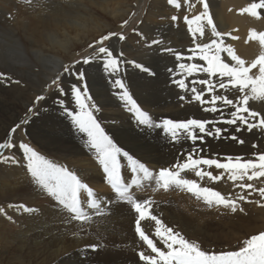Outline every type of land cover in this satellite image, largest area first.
Here are the masks:
<instances>
[{
    "label": "bare ground",
    "instance_id": "1",
    "mask_svg": "<svg viewBox=\"0 0 264 264\" xmlns=\"http://www.w3.org/2000/svg\"><path fill=\"white\" fill-rule=\"evenodd\" d=\"M133 1L138 4L140 0H26L25 3L0 0V9L7 13L5 19L0 16V73L3 74L0 78V142L8 140L11 133L13 143L12 148L4 149L0 154L10 157L0 159V208L4 210L0 213V264H144L137 258L136 251L150 253L135 234L137 214L130 204L117 200L87 132L81 131L74 122L75 114L80 111L72 94V84L81 89L76 80H83L81 84L88 86V110L104 134L120 149L117 160L122 179L127 183L133 178L141 180L139 185L132 184L129 192L138 201L150 200L152 215L163 225L175 232L181 229L182 234L209 248L222 237L231 241L230 235H237L244 228L237 218L230 217L223 224L227 232L223 231L225 235L219 238L212 232L215 227L210 232L212 219L221 220L216 218L217 211L210 210L214 208L212 205L210 208L203 199L180 187L172 186L167 190L157 187L155 175L160 169L182 161L189 153L193 159H215L222 153L241 157L252 154L255 139L260 135L258 130L248 131L246 126L238 125L240 131L237 132L235 125H231L229 130L236 133L238 139H244L243 144L224 138L222 132L219 136L199 134L204 141H193L184 135L173 141L162 127L154 125L161 124L164 119L184 121L195 116L206 121V115H209L204 111L206 105L199 107L192 102L175 100L176 95L171 89L162 86L163 79L148 82L138 76L130 77L133 89L130 95L138 99V107L153 122L142 125L138 123L136 113L129 111L131 105L120 103L111 96L106 84L108 80L103 79L100 72L104 62L102 55L91 53L88 56L93 58L88 64L81 61L70 67L66 65L75 59L78 50L128 18L134 9ZM179 2L180 8L167 1L159 8L156 3L161 0L154 2L156 19L143 18L131 35L123 40L115 38L119 43L117 57L121 71L128 70L130 75L131 70L136 69L127 62L140 63L146 69L156 66V51L176 46L177 41L184 39L185 33L179 32L183 24L180 20L189 0L187 4L183 0ZM248 4L244 0H208L210 9L215 7L220 30L233 29L232 33L238 38L230 37V42L237 45L239 55L251 62L260 54L261 47L258 41L248 40V33L250 29L264 31V10H259L260 18L241 14L239 9ZM148 7L152 8V4ZM196 11L197 8H193L190 14L196 15ZM172 16L178 19L173 21ZM185 39L187 42L188 38ZM209 39L205 33L204 38L197 36L196 42L208 43ZM191 44L195 46L193 40ZM65 68L69 71L62 75ZM84 68L86 71H82ZM257 71L255 69V73ZM80 72L84 73L83 79L76 75ZM58 75L62 76L61 85L43 95L44 89L49 88L48 84ZM214 121L207 124V128L213 132L215 128L223 130V126ZM13 128H16L15 132L11 131ZM24 139L46 160L72 172L92 190V197H87L84 190L80 195L81 205L90 220H73L72 214L37 183L27 170L25 154L19 147L21 143H27ZM125 152L147 167L153 177L145 179L143 173L133 172L134 165L122 155ZM202 167L208 171V166ZM181 176L196 180L202 187L207 185L205 178L196 177L194 171L182 172ZM256 198V194L252 196V199ZM92 199L100 201L98 209L88 206L87 201ZM255 209L261 213L260 208ZM153 226L154 222L143 224L149 233L154 230ZM248 231L250 228L247 227ZM91 245L96 248L90 249ZM157 245L164 247L159 241Z\"/></svg>",
    "mask_w": 264,
    "mask_h": 264
},
{
    "label": "snow or ice",
    "instance_id": "2",
    "mask_svg": "<svg viewBox=\"0 0 264 264\" xmlns=\"http://www.w3.org/2000/svg\"><path fill=\"white\" fill-rule=\"evenodd\" d=\"M167 3L177 8L181 7L179 0H167ZM183 3L187 4L188 0H183ZM200 3L203 6V10L191 18L185 15L183 20L195 45L191 49L192 55L188 59L192 60L198 57L199 60L205 62L206 66L197 63H179L176 66V71L187 75H192L196 72L207 74V79L193 81L194 84L199 83L200 85L206 86L205 89L198 90L196 87L190 89L194 93L192 99L200 102L201 105L209 103V101L203 99L204 92L211 93L215 87L221 90H235L238 93L234 99L220 94L212 95L210 103L213 106L211 108H204V111L216 112V102L220 101L234 108L230 112L232 118L226 121L227 124L235 125L239 122V124L246 126L248 131L257 128L264 130V115L252 109L249 103L250 101L264 102V31L257 32L254 29L249 30L248 40L258 41L261 52L251 62H246L235 53V50L230 45L224 44L223 36L231 34H222L217 30L209 12L207 0H200ZM259 10H264V0H252L244 8L239 9V12L260 18ZM171 19L176 21L178 18L177 16H172ZM124 23L126 24L127 21ZM194 24L195 27H193ZM206 28L210 29L214 39H211L209 43H197V36L200 38L205 37ZM116 36H119L121 40L125 39L122 33L110 32L100 37L94 44H90L89 47L93 48L94 45H103L105 41H109ZM232 38L236 39V37ZM248 40L245 42L247 43ZM153 43H156V41H153ZM163 51L172 52L173 50L163 49ZM221 53H226V56L222 57ZM96 54L102 55L106 70H119V58L114 55L113 50L108 46L97 47L94 55ZM175 57L177 61L182 59V55L179 52L175 53ZM92 58V56L84 57L83 63L88 64ZM136 66L141 67L140 65ZM254 69H258L255 74H253ZM65 71H69V69L65 68ZM76 75L78 79L84 78L83 72L77 73ZM2 76L3 74L0 73V78ZM213 77H219L221 79L214 84ZM173 83L181 89L188 88L184 78L174 80ZM115 85L124 89L120 95V99L131 105L129 111L136 113L138 123L152 125L153 122L149 115L138 107L136 101L129 95L122 81L116 80ZM72 94L80 109L74 116V122L81 131L87 132L89 143L96 149L98 153L97 159L107 174V183L114 191L117 200L130 204L132 210L137 214L134 219L135 234L143 245L150 250V253H146L145 251L138 253L140 261L144 262V264H264V231H260L258 234L251 235L249 238L243 240L242 246L238 250L210 252L203 249L198 242L190 241L181 233L175 232L172 228L163 225L160 219L152 215L150 200L138 201L129 192L132 184L139 185V181L133 178L131 183H127L122 179L119 161L117 160V154L120 153V149L104 134L103 129L97 123L91 111L88 110L89 106L86 103L88 99L87 89L85 88L82 91L76 85H73ZM37 99H43V97H37ZM91 107H95V105ZM209 123V121L195 118H189L184 121L164 119L161 124L154 126L162 127L164 132L173 141H178L181 135L195 141L197 139H203V136L199 135L201 133L207 135L215 134L217 136L221 134L222 129L220 128H215L214 132L210 131L207 128V124ZM11 131L15 132L16 128H13ZM236 131L239 132L240 128H237ZM10 136L11 133L9 134L8 140L0 143V149L13 147ZM231 139L241 144L244 143L243 140H239L236 136H232ZM19 147L25 154L27 170L36 179L37 183L42 185L50 195L54 196L72 214L71 218L79 221L90 220L91 217L81 205L80 195L81 190H84L87 193V197H92V190L86 184H83L75 174L46 160L28 144L21 143ZM255 147L256 145H253V148ZM122 155L127 157L132 162V165H134L132 167L133 172L138 171L143 173L145 179L153 177V173L147 167L138 161H134L128 153L125 152ZM0 159L7 160L9 157L0 156ZM202 166H214L215 169H222L224 171L219 175H213L212 172L205 171ZM187 171H194L196 177L201 179L207 177L212 181H219L226 174L227 179L232 181L235 187L248 191L249 195L253 191L257 192L264 199V187H256L253 183H243L245 179L247 181H253L264 177V151L252 153V158L227 156L223 162L218 159L202 157L193 159L192 154L189 153L182 161L177 162L170 168L160 169L155 175L157 187H163L165 190L172 186L180 187L193 193L198 199H203L209 206L215 203L216 205H223L225 208H230L231 211L236 212L239 208V201L251 202L248 201L246 195H237L236 198H233L231 195L226 197L220 191H216L211 187H202L196 180L182 177L181 173ZM87 202L90 208H99L97 200L92 199ZM256 203L260 204V201H256ZM21 207L23 208V206ZM240 210L243 211V209ZM3 212L4 210L0 208V213ZM96 214L100 213L97 212ZM145 222H154V230L151 233L143 227ZM157 241L163 244L164 247H159ZM90 247L95 248L96 246L91 245Z\"/></svg>",
    "mask_w": 264,
    "mask_h": 264
},
{
    "label": "rangeland",
    "instance_id": "3",
    "mask_svg": "<svg viewBox=\"0 0 264 264\" xmlns=\"http://www.w3.org/2000/svg\"><path fill=\"white\" fill-rule=\"evenodd\" d=\"M14 1H16L17 3H25L26 2V0H22V1L21 0H14ZM153 1L156 3L158 0H140L138 2V4H137V2L135 3V1H133L132 3L134 4V9L131 10L130 15L128 16V18L124 19L120 24H117L118 26L115 25V29L108 30V31L104 32L103 34L97 36L95 38V40H92V42H89L88 45H86L85 47L81 48V50H78L77 51V56L75 57V59L71 60V61H68L66 63L67 67H70V66H72L74 64H77V63H80L81 61H83L84 57H87L91 53H95L96 52V48L99 47V46H108L111 50H113L114 55L117 57V54L119 52V48H118L119 47V45H118L119 43H117L118 39H115V38L119 37V36L113 37L109 41H105L103 45H94L93 48H90L89 45L90 44H94V42L99 40L100 37H102L103 35H105L107 33H110V32L111 33H118V34L122 33L124 35V37H128L129 35L132 34L134 28L138 24H140L142 22L143 18H146L148 20L156 19L155 18V14L157 13V8L156 7H159V8L162 7L163 5H165V2L167 0H161V3H156V7H155ZM244 1L248 2V3L252 2V0H244ZM207 3H208V0H207ZM149 4L150 5L152 4V8L148 7ZM188 4H189V6L186 9H184V12L182 11L184 16L188 15L190 18L192 16H194V15L190 14L191 13L190 11L193 8H197V11H198V12L196 11L197 14L203 10V6L200 3V0H195V1L194 0H189ZM214 10H215V7H214ZM214 10L210 9V7H209V12H210V14H211V16L213 18L214 24L217 27V30L220 33H222V34H226V33H230L231 34V35H224L226 37L223 36L224 44L225 45H230L235 50V53L238 56H240L242 59L245 60L244 57L239 55L237 45L234 42H230V37L238 38V35L235 34V33L233 34L232 33L233 29H230V28H225L224 30H220L221 27L219 25V22L217 20V17H216V14H215ZM6 14L7 13H4L2 10L0 11V16L3 19H5ZM150 15H152V16H150ZM221 20L223 22H226L224 19H221ZM125 21H127L126 24L124 23ZM180 21H182L183 24L180 25L181 28H180L179 32H180L181 35L185 33V36H183L184 39H182L183 42L182 41H177L176 42V46H171L170 45L167 48H165V49H172L173 50L172 52H166V51H163V49H159L158 51H156L155 54L158 56V64H156V66H153L152 68L150 66H148L147 69H146L145 67H142L140 65V63L139 64L136 63L137 65H140L142 67V68L141 67L138 68L136 66V64H131L130 62H127V63L130 64L131 67H135L136 68V69L131 70L133 72H132V74L129 75L130 72L128 70H122L121 71L120 65H119V70L118 71H108V70L105 71L104 62H102L101 68H100L102 71H100V72H101L102 78L108 80L106 82V84L109 86L108 90H109L111 96L114 99H116L120 103H125L126 102V101H124L122 99H119L120 95L124 91V89H121V88L117 87L115 85V81L116 80L122 81V83L125 85L126 90L127 91L129 90L128 93L130 95V94H133L132 93L133 89H132V86H131V83H130V79H131L130 77H134L135 78L136 76L140 77V79L142 81H148V82H158L156 80L163 79L165 82H163L164 84L162 86L166 85V86H168L171 89L172 94L176 95L174 97L175 100H179L181 102L184 101V102H188V103L192 102V103L197 104L199 107L206 105L207 106L206 108H211L213 106L210 103L211 97H212V95H215V94L225 95V96H228L229 98H232V99H234L235 96L238 95V93L235 90H228V89L221 90L218 87H215L211 93H209L207 91L204 92L203 99L205 101H209V103H205V104L201 105L200 102L195 101V100L192 99V97L194 95V93H192L191 90H190L192 87H196L198 90L205 89V87H206L204 85H200L199 83H195L194 84L193 81H198L200 79H207L208 76H207V74H205L203 72H196V73H193L192 75H187L185 73H178L176 71V66L179 63H184V64L197 63V64H201V65L206 66L205 62L199 60L198 57H196V58H194L192 60L188 59V57L192 55L191 49H193L195 46L193 47L192 44H191L193 39H192V36L188 32V28H187L184 20L182 19ZM171 25L177 26L175 23H171ZM177 27H179V26H177ZM193 27H195V24L193 25ZM205 33H207V37L210 38L209 41H208V43H209L210 40L213 39L210 29L206 28L205 29ZM185 37L188 38L187 42H186ZM176 52H179L182 55V59L179 60V61L176 60V57H175V53ZM221 55H222V57H224V56H226V53H221ZM62 71H63L62 72V75H63L66 71H65V69L62 70ZM72 71L74 72V70H72ZM82 71H86L85 68ZM120 72H122V73H120ZM253 74H255V69L253 70ZM61 77L62 76L59 77V75H58V77L56 79H53L50 82V84H48L49 88L46 87L44 89L43 95L44 94L45 95L48 94V92L51 91L52 87H59L61 85V83H62ZM181 78L185 79V82L188 85L187 89H181L175 83H173L174 80H179ZM212 79H213V83L215 84L221 78L213 77ZM54 81H55V83H54ZM76 82L81 85V86L78 85L79 87H81V89H85V88L88 87V86H86V84H81L83 82V80H76ZM84 82H85V80H84ZM73 85L74 84H72V86ZM5 88H7V87H5ZM7 92H9V91L7 90ZM131 97L132 98L134 97L133 99L136 100L137 105H139L138 99H136L134 95L131 96ZM181 97H183V99H181ZM249 103H250V106H251L252 109L257 110L262 115H264V102L250 101ZM215 106L217 107V111L216 112L207 111V113H209V115H206V121L210 120L209 122H211V121L215 120L214 122H219V124L223 126V130H222V134L221 135L224 138H228L231 141H235V140L231 139V137L232 136H236L237 137V134L234 133L233 131L231 132L229 130L231 125L226 123L227 120L232 118L231 115H230V112L233 111L234 108L232 106L226 105V104H224L223 102H220V101H217ZM195 118L198 119L197 116H195ZM238 125H241V124H239V122H237V124H235L234 128H240V126H238ZM241 126H244V125H241ZM255 130H258L257 132L260 135H258L256 137V139H255L256 141H255L254 145H256V147H255L254 152L264 151V130H261L259 128L255 129ZM239 140H243L244 141V139H242V138H239ZM4 141H6V139H3L0 143H2ZM24 141L27 142L26 144H28L30 146V143H28L27 140L24 139ZM201 141H204V139H202ZM30 147L35 148L32 145ZM3 150L4 149H0V154L3 153ZM225 157H227V155L222 153V154L216 155L215 159H218L221 162H223ZM233 157H235V156H233ZM243 157L252 158V154H247L246 153V154H244ZM207 170L212 172L213 175H219L221 172L224 171L222 169H219V170L215 169L214 166L213 167H207ZM194 174H195V172H194ZM205 180L207 182L206 187H211V188H213L216 191H220L226 197L231 195L233 198H236L237 195H247L248 196L247 199L249 198L248 201H251V202L239 201V208L237 209L236 212L231 211L230 208H225L223 205H216L215 203H213L212 206L214 208H212V206H210V208H212L210 210L214 209V211H217L218 214H220V215L218 216V214L216 212L215 213L217 215L216 218L217 219H221V220L220 221L219 220L215 221L216 220L215 218L212 219V222H211L212 226L210 228L211 229L210 232L212 231V227L213 228L215 227L212 232H216L215 234L218 235L219 238H221V236L225 235L224 232H227L225 229H223V224L226 221L230 220L229 219L230 217L233 218V219L237 218L236 220L240 224H243L244 228L238 233L239 236H238V234L237 235H232V236L230 235V238L232 239L231 241H229V239L225 238V237H224L225 241L222 239L223 237L221 239H218V241L215 243L216 245L214 247H212V248H209L206 245H205L206 246V248H205L204 245L200 244L203 249L208 250V248H209L210 250H208V251H210V252H221V251H229V250H238V248L242 246L243 240H245L246 238H249L251 235L258 234L260 231H264V214H263L264 213V206H261V205H264V199H262L257 192L253 191L249 195L248 191L240 189L238 187H235L233 182L229 181L227 179V175L226 174H225L224 178L219 180V181H212V180L208 179L207 177H205ZM237 183H239V182H237ZM243 183H253L256 187H264V177L260 178L259 180H253V181H247L245 179V181H243ZM241 190L243 191L242 194L240 192ZM255 194H256L257 198L256 199H252V196L255 195ZM256 201H260V204H257ZM247 207L249 208V210H248ZM255 208H260L261 209V213L259 211L257 212V210ZM240 209H243V211H245V212L241 211ZM253 210L255 212H252ZM241 212H242V214H240ZM256 212H257V214H256ZM252 213L255 214V215H253ZM245 216H246V218H245ZM253 217L254 218L256 217V218L254 219ZM259 217H261V218H259ZM210 218H209V220H210ZM244 219H245V221H244ZM257 219L260 220V221L258 222ZM249 223H251V224H249ZM245 226L250 228V231L247 232V227H245ZM177 232L182 234L181 229H178ZM182 235L186 239H188L190 241H194V242H198L199 243V241L194 239V238H189L188 236H186L184 234H182ZM222 242H223V244H222ZM95 248L91 247L90 249L94 250ZM139 252L140 251H136L137 254ZM137 258L139 259V256Z\"/></svg>",
    "mask_w": 264,
    "mask_h": 264
}]
</instances>
